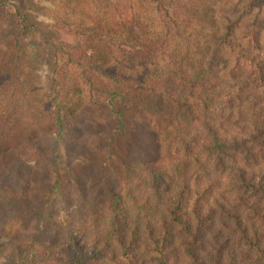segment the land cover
<instances>
[{"label": "trees", "instance_id": "obj_1", "mask_svg": "<svg viewBox=\"0 0 264 264\" xmlns=\"http://www.w3.org/2000/svg\"><path fill=\"white\" fill-rule=\"evenodd\" d=\"M0 264H264V0H0Z\"/></svg>", "mask_w": 264, "mask_h": 264}, {"label": "rangeland", "instance_id": "obj_2", "mask_svg": "<svg viewBox=\"0 0 264 264\" xmlns=\"http://www.w3.org/2000/svg\"><path fill=\"white\" fill-rule=\"evenodd\" d=\"M46 71H47V69H46V67H43L42 68V70H41V74H42V78L44 79L45 78V75H46ZM88 159H80L79 160V164H85V163H89L90 161L88 160Z\"/></svg>", "mask_w": 264, "mask_h": 264}]
</instances>
